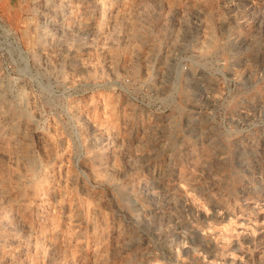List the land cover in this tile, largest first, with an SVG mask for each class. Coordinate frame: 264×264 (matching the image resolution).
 <instances>
[{
    "label": "rangeland",
    "instance_id": "obj_1",
    "mask_svg": "<svg viewBox=\"0 0 264 264\" xmlns=\"http://www.w3.org/2000/svg\"><path fill=\"white\" fill-rule=\"evenodd\" d=\"M0 264H264V0H0Z\"/></svg>",
    "mask_w": 264,
    "mask_h": 264
}]
</instances>
